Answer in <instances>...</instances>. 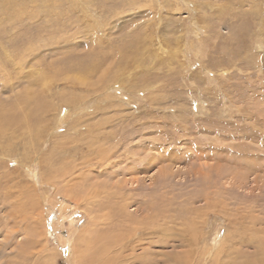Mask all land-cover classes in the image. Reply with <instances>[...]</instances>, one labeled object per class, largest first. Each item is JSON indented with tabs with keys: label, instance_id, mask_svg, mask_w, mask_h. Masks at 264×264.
I'll list each match as a JSON object with an SVG mask.
<instances>
[{
	"label": "rangeland",
	"instance_id": "obj_1",
	"mask_svg": "<svg viewBox=\"0 0 264 264\" xmlns=\"http://www.w3.org/2000/svg\"><path fill=\"white\" fill-rule=\"evenodd\" d=\"M0 10L25 19L10 30L0 15V64L14 82H0V105L25 109L17 98L29 93V108L43 103L14 144L13 129L0 137V264H73L65 238L75 228H87L75 248L90 249L88 264L107 237L138 238L137 226L154 232L137 253L162 264L257 254L264 0H0ZM24 26L47 30L18 68ZM124 205L134 221L115 230Z\"/></svg>",
	"mask_w": 264,
	"mask_h": 264
},
{
	"label": "bare ground",
	"instance_id": "obj_2",
	"mask_svg": "<svg viewBox=\"0 0 264 264\" xmlns=\"http://www.w3.org/2000/svg\"><path fill=\"white\" fill-rule=\"evenodd\" d=\"M58 1V0H57ZM85 7V6H84ZM25 10V9H24ZM21 13V11L19 10H16V11H13V13H6L4 11H1L0 10V15L1 16H5L4 20L6 21L4 24H8L9 25V29L11 30H14V29H18L19 27H22L23 22L25 19H22L21 16L23 14H21V16H19ZM35 15V14H34ZM34 15H29V17L27 19H29L28 21L30 22V20H34L36 19V17ZM34 23V21L32 22ZM6 25H2L1 24V20H0V33L4 34V32H7L5 30V27H7ZM38 25V24H37ZM34 26V25H33ZM61 26V25H60ZM64 26V25H63ZM62 26V27H63ZM67 26V25H66ZM3 27V28H2ZM23 35H25L24 37H22L23 39H25L23 42L21 40V38L19 39V43L20 45L19 46H14L15 50H13V55H15V64L13 66H17L18 68L21 67V65H23V59L25 57H27L26 55L28 54L29 51H31L30 49H32L35 45V42H39L40 40V35H41V32L44 31V30H47L45 28H41V29H44V30H38L35 29L33 32H37L35 34H31L32 30L33 29H29V28H25V26L23 27ZM53 28V26H52ZM67 29V28H66ZM62 30V29H61ZM65 30V29H64ZM72 30V29H71ZM22 31V30H20ZM58 31V30H57ZM70 31V30H69ZM82 31V30H81ZM9 32V31H8ZM11 32V31H10ZM62 32V31H61ZM67 32V31H66ZM4 37V36H3ZM6 38V37H5ZM53 38V37H52ZM55 38V37H54ZM53 38V39H54ZM57 38V37H56ZM59 38V37H58ZM1 39V37H0ZM73 40L72 39H66V41L68 42H71ZM75 40V39H74ZM76 41V40H75ZM58 42V41H57ZM79 42V41H78ZM95 42V41H94ZM40 43V42H39ZM93 43V42H92ZM97 44V42H95ZM99 43V42H98ZM59 44V43H58ZM61 44V43H60ZM134 44V43H133ZM0 45H2V42H0ZM130 45V44H129ZM44 46V45H43ZM66 46H69V45H66ZM93 46V45H92ZM128 47V46H127ZM2 48H4V46L2 45ZM68 48H72V46H69ZM129 48V47H128ZM5 49V48H4ZM7 49V47H6ZM57 49V47H49L47 49V51L49 52V54H53L54 51ZM127 49V48H126ZM134 49V48H133ZM101 50V49H100ZM130 50V49H129ZM132 50V49H131ZM130 50V51H131ZM69 51H72V50H69ZM105 51V50H104ZM127 51V50H126ZM93 52V51H92ZM103 53V52H102ZM108 53V52H107ZM124 53V52H123ZM132 53V52H131ZM34 54V53H33ZM126 54V53H125ZM128 54V53H127ZM29 55V54H28ZM103 56V55H102ZM105 56V55H104ZM121 56V55H120ZM128 56V55H126ZM98 57V56H97ZM40 58V56H39ZM43 58V57H42ZM37 61V60H36ZM55 64V63H54ZM59 64V63H58ZM50 65V64H49ZM53 65V64H51ZM1 68L4 69V71L0 72V82L2 83L1 87L3 88H9L8 90H13L12 87L14 82L12 80H5V77L8 78L7 74H6V69L9 68V65L8 64H5L6 67H4L3 65H1ZM24 66V65H23ZM48 67V66H47ZM46 67V68H47ZM52 68V67H51ZM71 68H74V69H77L78 71H80L81 73L82 72H85L88 67L82 63H78L76 65H74L73 67L71 66ZM90 68V67H89ZM95 67H93L94 69ZM40 69V68H39ZM60 70V69H59ZM51 70H49L50 72ZM70 71V70H69ZM17 72V71H16ZM62 72V70L60 71ZM66 72V71H65ZM90 72V71H89ZM59 74V73H58ZM57 74V75H58ZM45 75V74H44ZM56 76V74H55ZM42 80L43 82H39V83H44V85H50L53 81L54 78L52 77H45L42 75ZM16 78V77H15ZM17 80V79H16ZM106 80V79H105ZM4 81V82H3ZM8 81H11L10 83ZM80 82H83V83H87V81H85L82 77L79 78ZM79 82V84H80ZM7 84H10L9 86ZM54 84V83H53ZM12 86V87H11ZM2 88V89H3ZM8 93V92H7ZM11 94V93H10ZM31 93L29 94H25V96L22 98L19 97L17 99L20 100V103L23 105L26 106L25 109H19V105H16L17 102L15 103H10V102H4V104L0 105V137H4L7 132H8V129H13L14 132H12L10 134V136L7 138V141H5V143L9 145H12L14 144V139H16V132L15 130L19 131L23 126L29 125L30 123V119H32L33 116H31L32 114H34V112L37 110V109H40L43 105L42 101H34L33 104H35V108L32 109V107L29 108V105L30 104V100L31 98L28 97V95H30ZM35 95V94H34ZM16 99V100H17ZM23 99V100H22ZM24 106V107H25ZM73 106V105H72ZM28 108V109H27ZM37 108V109H36ZM36 109V110H35ZM35 110V111H34ZM30 111V112H29ZM29 112V113H28ZM33 112V113H32ZM71 115V114H70ZM69 116V115H68ZM64 118H65V115L64 116H61V120L64 121ZM67 118V117H66ZM84 126V125H83ZM92 136V135H91ZM99 135L97 134L96 137H98ZM129 136V135H128ZM18 137V136H17ZM37 137H39V135H36L35 136V139H38ZM93 137V136H92ZM89 139V138H88ZM6 140V139H5ZM17 140V139H16ZM3 147V148H6L7 150H9V152H11V148L10 147ZM5 149V150H6ZM25 149V148H24ZM93 149V148H92ZM113 154V153H112ZM31 158V157H30ZM105 172V171H104ZM99 174V173H98ZM96 192V191H95ZM109 192V191H108ZM93 194H91V197H92ZM106 195V194H105ZM90 196V195H89ZM94 196V195H93ZM82 197V196H81ZM86 198V197H85ZM88 198V197H87ZM90 198V197H89ZM88 198V199H89ZM107 198V197H106ZM112 198V197H111ZM121 198V197H120ZM90 201V199H89ZM127 206V205H126ZM126 206L124 205V209H121L120 210V213H119V217L118 216H113V218L115 217H118L116 219V221L118 222V225L117 227H113L115 228V230H117L118 228L122 227V226H125L127 228V223H132L134 220L131 219L132 217H126V215L128 214L126 212ZM128 207V206H127ZM126 212V213H124ZM130 216V215H129ZM62 220V219H61ZM92 221H95V219ZM59 222V220H58ZM57 222V223H58ZM90 226H93V228L96 227V222H94L92 225ZM145 226V225H144ZM54 227V226H53ZM98 227V226H97ZM146 228L143 229L142 226H137L135 229H134V233H140V236L138 238H135L134 237V234L133 232L129 235V239L125 240V239H121L117 236H111V237H107V241L106 239L104 240V244L99 247V250L103 253L101 254V256L98 258L97 255H95L94 257H90L89 258V262L90 264H123V263H130V264H162L160 262H156L154 261L151 256L149 255L148 252H145L143 255H139L137 252H138V244L141 243V241H143L144 239L146 238H150L153 236L154 232L151 231L152 229L145 226ZM87 230V228H86ZM85 228L82 230L83 233H81V230H79V228H75L73 231L71 230L70 234L68 235V238H65V243H69L71 245V251H72V256L76 253L77 256L76 258L74 257V261L75 263L73 264H88V262L85 260V256L88 255V252L90 249H84V250H77V248H75V243H78V242H82L83 244H85L86 240H89V239H86L85 237V232H86ZM93 230V229H91ZM98 230V229H97ZM114 230V231H115ZM119 230V229H118ZM95 232V230H93ZM113 231V232H114ZM89 232V231H88ZM90 233V232H89ZM89 233H88V236H89ZM93 233V232H92ZM239 232H237L238 234ZM105 235H109L107 233H103ZM232 234V233H231ZM84 235V237H82ZM251 235V234H250ZM95 236V235H94ZM229 236V239H230V233L224 238H228ZM234 236V235H233ZM241 236V235H240ZM90 237V236H89ZM87 237V238H89ZM263 237V236H262ZM104 238V237H103ZM240 238V237H239ZM241 239H243L241 237ZM91 240V243L93 242L92 239ZM95 240V239H94ZM216 240V239H215ZM221 240V239H220ZM61 241V240H60ZM78 241V242H77ZM225 241V240H224ZM237 241V240H235ZM233 241V242H235ZM93 244V243H92ZM224 244V242H223ZM215 245V244H214ZM218 245V244H217ZM221 245V244H220ZM98 246V245H97ZM235 247V244L233 245ZM93 248V246H91V244L89 243V248ZM238 247V246H237ZM236 247V248H237ZM257 248V254L250 259L246 258V260H244L243 264H264V239H261V240H258V244L255 246ZM88 248V247H87ZM96 248V247H95ZM117 248V249H116ZM114 249H116L114 251ZM212 249V248H210ZM97 250L96 253L99 251ZM235 250V249H234ZM220 253V252H218ZM208 254V253H207ZM242 256V255H241ZM236 257V256H235ZM230 259V258H229ZM236 259V258H235ZM221 260V259H219ZM233 264H236L235 262H232ZM231 263V264H232ZM218 264V263H217ZM227 264V263H225Z\"/></svg>",
	"mask_w": 264,
	"mask_h": 264
}]
</instances>
